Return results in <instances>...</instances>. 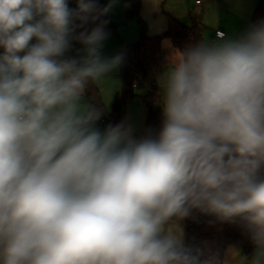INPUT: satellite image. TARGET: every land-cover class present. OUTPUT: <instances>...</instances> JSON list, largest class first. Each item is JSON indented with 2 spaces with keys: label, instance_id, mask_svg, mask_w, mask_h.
I'll list each match as a JSON object with an SVG mask.
<instances>
[{
  "label": "clouds",
  "instance_id": "1",
  "mask_svg": "<svg viewBox=\"0 0 264 264\" xmlns=\"http://www.w3.org/2000/svg\"><path fill=\"white\" fill-rule=\"evenodd\" d=\"M136 0H0V264H264V17L160 41L158 127L101 126L120 72L112 16ZM148 34L160 4L139 0ZM211 217L252 251L188 237Z\"/></svg>",
  "mask_w": 264,
  "mask_h": 264
},
{
  "label": "trees",
  "instance_id": "2",
  "mask_svg": "<svg viewBox=\"0 0 264 264\" xmlns=\"http://www.w3.org/2000/svg\"><path fill=\"white\" fill-rule=\"evenodd\" d=\"M142 4L139 0L126 9L128 20H134L140 31V39L132 44L122 47L128 49L126 65L120 71L122 88L114 97L112 107L100 121L103 125L108 122H116L124 118L123 109L129 99H136L147 107L145 127H158L161 119V111L155 106L159 99V75L164 69L162 49L160 41L163 37H170L174 45L183 47L189 41L203 38L204 25L199 20H194L192 25H186L178 19L169 16L167 30L162 35L148 34L147 22L141 16ZM264 17V0H260L256 6L251 22ZM112 34L118 36V28L112 20ZM89 96L102 107L106 106L100 89L92 87ZM211 217H200L199 221L186 220L183 222L188 237L195 235L198 240H207L222 252L229 245H240L244 254H249L252 249L243 239L239 230L227 224H209Z\"/></svg>",
  "mask_w": 264,
  "mask_h": 264
},
{
  "label": "crops",
  "instance_id": "3",
  "mask_svg": "<svg viewBox=\"0 0 264 264\" xmlns=\"http://www.w3.org/2000/svg\"><path fill=\"white\" fill-rule=\"evenodd\" d=\"M160 1L161 0H154V2L159 4ZM259 1L260 0H201L199 4L196 0H180L178 4H168L167 2L165 7L160 6L159 13L154 14L153 19L163 17L166 30L169 16L178 19L186 25H192L194 20H199L204 25L203 38H214L218 30L228 34L243 30L251 23V17ZM142 9L143 6L141 7V16L144 19ZM111 19L117 25L118 36L112 34V37L107 42L106 52L108 54L120 50L123 45L135 43L140 39L139 27L135 21L127 19L125 8H117ZM164 54L162 50V58ZM163 70L159 75V79L163 74ZM97 87L101 91L106 107L110 110L115 95L119 93L122 88L120 72L109 76ZM100 124L103 125L102 123ZM237 246L241 247L240 245ZM231 264H245V262L242 258L234 254Z\"/></svg>",
  "mask_w": 264,
  "mask_h": 264
},
{
  "label": "rangeland",
  "instance_id": "4",
  "mask_svg": "<svg viewBox=\"0 0 264 264\" xmlns=\"http://www.w3.org/2000/svg\"><path fill=\"white\" fill-rule=\"evenodd\" d=\"M164 1L165 0L160 1V6L165 7L167 2L168 4H178L180 0H169L165 2ZM160 80H161V77L159 79L158 94L160 93ZM123 113H124V116H129L133 120V122L137 123L140 126L145 127V117H146L147 109L143 103H140L136 99H129L125 104Z\"/></svg>",
  "mask_w": 264,
  "mask_h": 264
},
{
  "label": "built area",
  "instance_id": "5",
  "mask_svg": "<svg viewBox=\"0 0 264 264\" xmlns=\"http://www.w3.org/2000/svg\"><path fill=\"white\" fill-rule=\"evenodd\" d=\"M196 2L199 4V3H201V0H196ZM219 32H223V31H221V30H218ZM223 33H225V32H223Z\"/></svg>",
  "mask_w": 264,
  "mask_h": 264
},
{
  "label": "water",
  "instance_id": "6",
  "mask_svg": "<svg viewBox=\"0 0 264 264\" xmlns=\"http://www.w3.org/2000/svg\"><path fill=\"white\" fill-rule=\"evenodd\" d=\"M157 109L161 111V109L157 106Z\"/></svg>",
  "mask_w": 264,
  "mask_h": 264
}]
</instances>
